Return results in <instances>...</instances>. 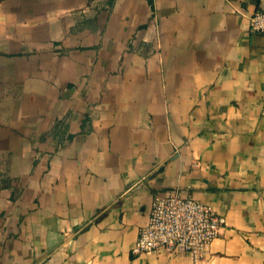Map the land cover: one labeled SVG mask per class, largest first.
<instances>
[{
	"label": "crops",
	"instance_id": "crops-1",
	"mask_svg": "<svg viewBox=\"0 0 264 264\" xmlns=\"http://www.w3.org/2000/svg\"><path fill=\"white\" fill-rule=\"evenodd\" d=\"M263 9L0 0V264H194L132 252L174 191L226 219L208 264H264Z\"/></svg>",
	"mask_w": 264,
	"mask_h": 264
},
{
	"label": "built area",
	"instance_id": "built-area-1",
	"mask_svg": "<svg viewBox=\"0 0 264 264\" xmlns=\"http://www.w3.org/2000/svg\"><path fill=\"white\" fill-rule=\"evenodd\" d=\"M253 33H264V9L249 19ZM226 219L211 205L196 198L181 197L178 191L154 197L147 223L140 227L132 252L136 255L164 252L208 264V254Z\"/></svg>",
	"mask_w": 264,
	"mask_h": 264
},
{
	"label": "water",
	"instance_id": "water-1",
	"mask_svg": "<svg viewBox=\"0 0 264 264\" xmlns=\"http://www.w3.org/2000/svg\"><path fill=\"white\" fill-rule=\"evenodd\" d=\"M162 170V169H161Z\"/></svg>",
	"mask_w": 264,
	"mask_h": 264
}]
</instances>
